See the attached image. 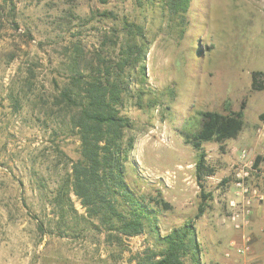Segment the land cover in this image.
Here are the masks:
<instances>
[{
  "label": "rangeland",
  "instance_id": "1",
  "mask_svg": "<svg viewBox=\"0 0 264 264\" xmlns=\"http://www.w3.org/2000/svg\"><path fill=\"white\" fill-rule=\"evenodd\" d=\"M125 22L144 27L150 44L147 78L135 76L123 111L134 122L128 181L138 195L169 204L135 236L106 230L73 193L75 209L54 201L80 156L60 89L75 58L82 69L97 56L116 59ZM253 71H264V0H190L183 14L163 0H0V264H144L163 248L159 236L186 223L198 264H264V240L259 251L251 239L238 252L251 227H236L239 207L230 204L237 150L250 146L204 143L214 170L205 200L199 151L181 134L200 129L201 113L239 110L243 101L245 132L260 134L264 91L251 89Z\"/></svg>",
  "mask_w": 264,
  "mask_h": 264
},
{
  "label": "trees",
  "instance_id": "2",
  "mask_svg": "<svg viewBox=\"0 0 264 264\" xmlns=\"http://www.w3.org/2000/svg\"><path fill=\"white\" fill-rule=\"evenodd\" d=\"M107 4L111 0H98ZM172 13H185L190 0H163ZM120 40V36L118 38ZM115 43V42H114ZM116 59L89 62L82 69L79 59L72 64L73 73L60 89L57 101L69 117L72 128L80 140V156L73 161L72 172L55 196V204L74 208L71 193L76 195L86 213L98 218L108 231H118L126 236L141 234L146 227H154L162 207L169 204L163 198L148 200L138 195L128 181L127 168L134 147V138L128 135L133 120L123 114L130 104L135 89V76L140 83L146 80V56L150 48L144 27L124 23L123 36ZM90 66V67H89ZM251 89L264 91V71H253ZM137 99H141L137 88ZM140 101V100H138ZM226 113L205 111L198 131L181 132L185 142L197 149V182L203 198L204 180L214 170L206 164L204 143L216 142L222 146L238 137L246 126L244 109ZM264 121V112L259 115ZM154 201V203H152ZM199 206L198 217L204 214ZM163 248L147 256L144 264H185L184 257L191 255L198 264L197 237L194 225L186 223L159 236Z\"/></svg>",
  "mask_w": 264,
  "mask_h": 264
},
{
  "label": "built area",
  "instance_id": "3",
  "mask_svg": "<svg viewBox=\"0 0 264 264\" xmlns=\"http://www.w3.org/2000/svg\"><path fill=\"white\" fill-rule=\"evenodd\" d=\"M238 152V167L234 172L232 188L234 193L230 204L239 207L232 217L236 227L248 224V218L252 215V207L264 202V191L258 180L264 179V153L257 156L250 149L242 148ZM240 220V221H239ZM244 247L238 252L249 249L247 244L250 238L244 237ZM250 243V242H249ZM233 243L232 245H234Z\"/></svg>",
  "mask_w": 264,
  "mask_h": 264
},
{
  "label": "crops",
  "instance_id": "4",
  "mask_svg": "<svg viewBox=\"0 0 264 264\" xmlns=\"http://www.w3.org/2000/svg\"><path fill=\"white\" fill-rule=\"evenodd\" d=\"M245 130L246 129H243L238 137L232 139V141L235 140L240 143L247 144L248 146H250L253 153H264V130L260 134H257L252 130L245 132ZM258 182H260V184H262L264 188V180ZM247 226L251 228L249 232H246L245 229L244 237H248L250 238V240L252 239L254 249L259 251L264 240V202L257 205L253 214L248 218V224L246 225V227ZM250 233H252V237Z\"/></svg>",
  "mask_w": 264,
  "mask_h": 264
}]
</instances>
